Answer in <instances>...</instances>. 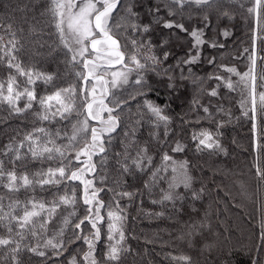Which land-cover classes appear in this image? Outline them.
I'll return each instance as SVG.
<instances>
[{
    "label": "trees",
    "instance_id": "16d2710c",
    "mask_svg": "<svg viewBox=\"0 0 264 264\" xmlns=\"http://www.w3.org/2000/svg\"><path fill=\"white\" fill-rule=\"evenodd\" d=\"M169 4L170 0H122V6L110 20L113 33L129 55L133 51L131 40L135 38L151 45V54L157 57L158 63L142 61L147 65L140 71L146 82L145 95L137 96L120 113L121 126L112 134L106 159L101 158L104 154L95 156L98 159L94 183L104 189L99 194L106 206L102 211L106 218L108 207L116 210V202H119L125 233L120 247L126 249L120 253L118 261L106 259L108 246L113 241L107 239L108 221L105 219L100 225L101 239L95 245V259L97 264H186L179 257H188L187 264H264V178L257 174L258 169L264 172V109L259 101V94L264 93V4L260 23H255L254 13H249L244 4L235 0H215L211 7L200 8L185 5L181 9L173 5L174 15H169ZM129 6L135 16H129ZM51 7L52 0H0V24L6 27L10 23L20 40V50L16 53L18 62L25 69L53 76L50 83L36 81L33 87L38 97L72 84L80 86L75 72L82 69L79 65L71 66L70 54L60 42ZM132 21L148 25L149 30L133 31ZM165 21L183 24L187 32L175 27L164 28ZM194 30H202L204 41L196 47L191 36ZM0 36H4V43L10 38L3 28H0ZM253 49L256 54L254 73L250 71ZM197 54L194 63H184ZM228 68H235L236 72H229ZM12 71L0 64V84L4 85L5 92ZM246 72L250 74L242 80ZM252 75L256 77L255 129ZM217 76L222 79H216ZM25 79L18 77L21 88ZM229 81L233 89L228 88ZM139 87L130 84L125 96L135 94L133 90ZM213 89L216 96L209 94ZM145 100L159 106L169 117L167 126L155 121L144 106ZM25 102L22 98L18 106L23 108ZM77 103H80L79 98ZM40 112L41 107L36 102L22 114H16L7 104H0V160L6 170L13 168L8 159L13 153L5 156V146L11 144L17 148L24 142L20 152L28 153L24 137L36 128L53 134L59 132L56 144L65 145L72 135L73 125L83 118L73 112L67 120L42 121L37 115ZM203 131L212 134L219 148L198 150V140L193 136ZM35 136L47 139L39 132ZM178 143L183 150L173 151ZM142 149H146L143 155L150 157L151 162L145 160L146 167L140 171L132 164V159ZM165 154L170 157L168 161L163 159ZM59 162L58 157L33 160L27 154L15 161V170L18 175L32 177L41 169L56 167ZM181 163L185 164L187 176L191 178L188 187L182 182L185 169L179 167ZM122 164H127L131 171L125 173ZM74 184L76 204L61 205L47 231L36 237L26 235L23 243L32 247L43 245L46 239L56 235L64 217L75 212L70 217L75 223L86 215V206L79 199L80 185ZM114 191H127L132 195L114 196ZM66 193L72 195L73 188L64 184L45 186V190L36 185L18 192H9L0 185V197H3L0 215L9 211L8 206L14 201L23 205L35 198L50 204L58 202L59 196ZM166 195L171 198L164 199ZM14 214L22 215L23 208H16ZM89 232L91 225L85 228V233ZM9 235L17 241L20 239L0 226V236ZM71 236L69 228L63 239L67 241ZM11 247H0V264H13ZM40 250L45 251V257L26 249L21 251L19 264H69L72 257H76L78 264H84L82 257L88 248L83 240H77L68 243L61 256H56L51 248L41 247Z\"/></svg>",
    "mask_w": 264,
    "mask_h": 264
},
{
    "label": "snow or ice",
    "instance_id": "6c2138e0",
    "mask_svg": "<svg viewBox=\"0 0 264 264\" xmlns=\"http://www.w3.org/2000/svg\"><path fill=\"white\" fill-rule=\"evenodd\" d=\"M215 3V0H170L169 15H174L171 10L172 6H178L183 9L185 5H195L197 8L208 6ZM264 4V0H255L254 7L248 9L249 13L255 12L259 17V9ZM122 6V0H52V7L50 11L54 17V23L60 42L63 47L71 54L70 64L72 67L80 66V69L75 72L76 77L80 81V86L72 84L68 87L56 89L53 93L43 97H38L33 87L38 80H43L45 83H50L53 76L37 72L33 69H25L20 62L16 53L20 50L19 38L16 36L13 26L9 23L5 27L0 24L4 32L10 37L4 43V36H0V64L6 65L13 70L9 73L6 92L4 85L0 84V104H7L16 114H22L33 107V103H39L41 112L38 113V118L42 121L59 118L60 120H67L73 112L83 116L73 125L72 135L68 136V143L65 145H57L56 138L60 135L57 133H49L44 128H36L33 132L28 133L24 137V141L28 142V153L22 154L20 148L24 147V142L20 146L13 148L12 145L5 146L4 155L13 153L9 156V162L13 164L12 170H6L4 163L0 160V185L6 188L9 192H18L21 188H34L39 185L41 190H45V186L61 185L73 188L72 195L59 196L58 202L46 203L44 201L32 198L23 205L20 202L14 201L10 204L9 211L3 212L0 215V226L7 229L9 234L14 233L18 236L19 241L12 238L0 236V247L10 248L12 253L11 259L13 264H19L18 254L27 250L34 255L45 257V251L40 248H51L54 250L56 256L63 255L68 243H75L77 240H83L87 245L88 251L83 254L84 264H97L94 256L95 245L101 239L100 225L105 222V217L102 215V209H105V204L100 198V192L104 189L97 188L94 179L97 171L96 162L93 157L104 154L101 158L106 159L108 147L111 145L112 134L117 132L121 126L120 113L123 112L125 106L130 105L131 101L136 100L137 96L145 95L144 86L146 84L143 76L140 75L141 70H145L147 65L142 62L139 50L146 48L151 52V45L143 41L138 42L132 38L131 44L133 51L129 55L125 48L122 47L119 38L113 33L110 20L113 19V13ZM129 16H135L131 7L128 9ZM155 11H159L157 8ZM133 31L139 33L141 29L144 32L149 30L148 25H139L135 21L131 23ZM164 28H179L181 31L187 32L183 24L174 23L172 21H165ZM202 30H194L191 36L195 39V44H203L201 39ZM228 35L227 32L224 33ZM255 45V39L253 40ZM213 47L216 45L213 44ZM255 49L252 53V69L254 73L256 58ZM168 53H164V58L167 59ZM146 60H151L153 64L158 63L155 55L144 57ZM198 59L196 56H190L184 61L186 64L194 63ZM212 63V61H209ZM117 66H120L117 69ZM116 69V70H114ZM227 71L235 73V68H228ZM136 73V79L130 81L129 77ZM250 73H244L241 76L245 80ZM18 77H25V84L21 88L18 82ZM220 80L221 77L217 76ZM255 75H252V119L254 121L253 127L255 129V115H256V94H255ZM130 84L138 85L139 88L134 89L135 94L129 93L127 96L124 92L127 91V86ZM172 85H169L171 87ZM229 89H233L231 81L227 83ZM211 96H216L217 92L213 89L209 93ZM25 99L23 108L18 106L21 99ZM80 103H77V100ZM260 107L264 109V93L259 94ZM144 106L155 117V121L163 122L167 126L169 117L163 113V110L154 105L148 100L144 101ZM82 110V111H81ZM204 111L207 113L208 109L205 107ZM247 115V113H245ZM95 122V124H90ZM42 133L46 140L36 137L35 133ZM125 135H128L126 132ZM194 140H198V150L219 148V144L213 139L211 133L203 131L199 136L194 135ZM50 145V146H49ZM82 145V146H81ZM183 147L178 143L173 151H182ZM74 153V155H70ZM146 149H142L137 157L132 159V164L137 170L143 171L146 167L144 161L151 162L150 157L143 155ZM30 154L33 160H55L59 158V164L56 167H48L46 170L41 169L33 174L18 175L16 172L15 161H20L24 156ZM119 155V154H117ZM163 159L168 161L170 157L165 154ZM125 173L130 172L131 169L127 164H122ZM181 169H185L184 183L185 187L189 186L190 177L187 176L186 166L184 163L179 165ZM176 169L174 168L173 171ZM264 178V172L258 169L257 172ZM155 175V173H153ZM92 177V178H88ZM78 182L83 186V195L79 199L83 200L86 208V215L79 218L77 222L73 223L71 216L75 212L70 213L62 220L60 228L56 231V235L44 241L43 245L37 244L35 247L28 246L23 243L26 235L32 237L39 236L41 232L47 231V227L52 223L57 209L61 205L74 206L77 202L75 196V184ZM132 194L127 191L115 192L114 196L130 197ZM170 196H165L164 199H170ZM2 200L0 197V210H2ZM23 208V214H14L16 208ZM115 209L111 206L107 210L108 234L107 239L113 241L108 246L106 259L110 261H118L120 253L126 249L120 247L125 239L123 231L122 209L119 202H116ZM91 225V232L85 233V228ZM71 228L72 236L65 241L66 230ZM16 229H19L18 231ZM118 234L119 239H116ZM264 238V236H262ZM178 259L185 261L188 257H179ZM69 264H78L76 257H72Z\"/></svg>",
    "mask_w": 264,
    "mask_h": 264
},
{
    "label": "rangeland",
    "instance_id": "374dc122",
    "mask_svg": "<svg viewBox=\"0 0 264 264\" xmlns=\"http://www.w3.org/2000/svg\"><path fill=\"white\" fill-rule=\"evenodd\" d=\"M235 1H238L239 3H241V4H244L245 5V7H247L248 9L249 8H251V7H254V5H255V0H235ZM262 5H261V8L259 9V17H257V14L255 13V12H253L254 13V16H255V23H260L261 22V17H262ZM258 25H260V24H258ZM4 41H5V39H4ZM70 54V53H69ZM139 55H140V57H141V59H142V61H145L146 59H144V57H146V56H149V55H152L151 54V52L149 53L148 51H147V49L145 48V49H140L139 50V53H138ZM70 57H71V54H70ZM119 67L120 66H117V69H119ZM114 70H116V69H114ZM136 79V73L134 72L132 75H130V77H129V80L130 81H134ZM124 95H125V92H124ZM81 119H83V118H81ZM91 124H95V122H91ZM257 141H258V139H256V143H257ZM82 146V145H81ZM71 155H74V153L73 154H71ZM101 156V155H100ZM99 156V157H100ZM97 159H98V157H93V160H94V162L95 161H97ZM88 178H92V177H88ZM80 185V184H79ZM97 187V186H96ZM98 188V187H97ZM80 191H81V197H82V195H83V186L82 185H80ZM83 201V200H82ZM84 204V203H83ZM86 206V205H85ZM86 208H87V206H86ZM102 211V210H101ZM102 215H104L103 214V211H102ZM105 215H106V213H105ZM104 215V216H105ZM106 220H107V216H106V218H105ZM107 225H108V223H107ZM107 230H108V227H107ZM116 236H118V234L116 235Z\"/></svg>",
    "mask_w": 264,
    "mask_h": 264
}]
</instances>
